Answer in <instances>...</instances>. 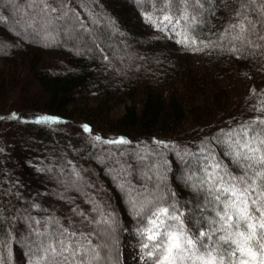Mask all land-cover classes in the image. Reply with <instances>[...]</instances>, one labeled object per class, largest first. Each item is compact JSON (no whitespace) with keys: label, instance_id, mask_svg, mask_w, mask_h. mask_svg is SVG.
Here are the masks:
<instances>
[{"label":"trees","instance_id":"16d2710c","mask_svg":"<svg viewBox=\"0 0 264 264\" xmlns=\"http://www.w3.org/2000/svg\"><path fill=\"white\" fill-rule=\"evenodd\" d=\"M28 2L18 0L19 13L0 7L8 17L0 24V59L23 58L28 72L46 88L47 95L35 107L30 106L31 116H24L20 103L0 112V125L4 134L19 133L41 150V185L35 190L30 185L13 189L5 180L6 185L0 186V223L4 225L0 238L11 237L9 248L3 250L5 264H23V255H19L22 248L16 244L27 238L28 229L17 216L43 219L51 215L67 226L62 214L79 200L88 207L89 218L95 215L91 208L98 206L105 214L115 215L118 224L111 256L113 262L118 258V264H124L126 232L138 225L129 204L128 177L123 192L122 182H116L103 163L106 149L113 145L104 141L122 137L130 144L137 143L128 157L134 162L131 185L140 187L141 173L155 166L156 178L166 190L177 194L186 215L189 209L198 214L196 205L201 198L180 176L183 170L189 173L196 169L189 166L195 158L187 153L197 152L202 139L220 128L235 127L248 119L253 103L262 106L264 52L230 50L233 45L226 30L236 22L241 0H222L221 6L202 0L195 32L199 36L197 46L209 45L203 52L170 46L164 32L146 28L136 12L139 8L152 11L150 0H77L84 6L78 11L89 29L79 34L29 27L30 20L24 14ZM255 23L259 25L261 19ZM12 81L4 78L1 83L10 85ZM252 89L258 93H251ZM117 102L123 109L114 117L109 112ZM39 112L56 121L38 122ZM13 113L15 118H9ZM84 125L90 131H84ZM64 139L71 143L72 152H62ZM161 141L163 144L158 143ZM46 148L52 154L49 161L44 155ZM66 153L68 159H60ZM133 153L145 159L138 163ZM73 167L80 170L82 180L74 176ZM32 192L34 197H28ZM29 202L40 208L33 207L34 213L24 211ZM89 227L91 231L94 225ZM20 230L26 237L18 234Z\"/></svg>","mask_w":264,"mask_h":264},{"label":"snow or ice","instance_id":"6c2138e0","mask_svg":"<svg viewBox=\"0 0 264 264\" xmlns=\"http://www.w3.org/2000/svg\"><path fill=\"white\" fill-rule=\"evenodd\" d=\"M150 2L155 9V13L146 17L151 26L181 36L174 42L185 49L203 52L209 47L208 44L197 46L199 36L195 28L204 6L202 0ZM0 7L8 12L20 11L18 0H0ZM237 7L236 22L226 30L233 45L230 50L247 49L250 54L258 50L264 52V0H241ZM78 9L83 11L84 6L77 0H29L24 14L30 20L29 27L36 25L43 30L79 34L80 30L89 29ZM257 18L261 19L259 25L255 23ZM7 19L0 11V24ZM253 36L256 39H252ZM250 92L256 94L258 90ZM248 111V119L235 127L220 128L202 139L197 152L187 153L195 158L194 162L189 161V166L196 171L188 174L185 184L201 198L196 205L198 214L189 209L186 215L177 194L166 190L156 178L155 166H148L141 173L140 187L127 181L129 204L138 225L135 232L141 238L137 264H264V102L259 107L253 103ZM55 121V117L42 116L38 122ZM83 127L84 131H90L88 125ZM95 139L101 141L100 136ZM104 142L131 143L122 137ZM133 155L138 163L145 159L136 153ZM129 169L130 164L124 174L130 175ZM73 174L78 180L83 179L75 167ZM120 187L123 189L125 185ZM32 207L39 209L40 205ZM72 211L83 218L81 224L94 225L93 229L77 228L75 222L66 226L51 215L43 219L27 216L26 245L30 264H118V258L112 261L110 248L118 224L115 215L105 214L99 206L91 208L95 215L90 218L75 208ZM3 234L4 225L0 223V237ZM10 240V236L0 238V264H5L3 250L8 248Z\"/></svg>","mask_w":264,"mask_h":264},{"label":"rangeland","instance_id":"374dc122","mask_svg":"<svg viewBox=\"0 0 264 264\" xmlns=\"http://www.w3.org/2000/svg\"><path fill=\"white\" fill-rule=\"evenodd\" d=\"M212 1L215 5L221 6L222 0ZM153 13H155V9H152V11H145L139 8L137 9L136 16L139 21L142 22L143 25H145L146 28L159 30V28L151 26L146 19L147 15ZM156 15H158V13H156ZM163 32L165 33L166 39L170 46H182L174 42L177 39H181V36H175L171 32H168L166 29ZM4 78H12L14 79V81H12V84L10 85H7L6 82L2 84L1 82L4 80ZM46 95V88L41 85L37 81V79L34 78L33 75L28 72L27 64L23 61V58L17 56L16 58L0 59V112L7 111L9 108H16L17 106H19L20 103V105H22L24 108L23 110L25 111L23 112L24 116H31V108L35 107V105H38ZM15 98L17 100H14ZM240 102L241 101L239 100V103ZM122 105L123 104H121L120 102L115 103L113 106H111V110L109 113L115 117L122 111ZM30 106L33 107L30 108ZM37 114L36 115L38 116V119L44 116L40 112ZM51 123L52 122H50L49 124ZM2 129L3 127L2 125H0V186L6 185L4 184L5 180L9 181L8 183L12 186L13 189H19L23 186L27 187V185H30L33 186V190L36 186H40L41 173L39 167V154L41 150H39L37 146H35L36 144L30 138L24 139L22 136L19 135V133L13 131H8L7 134H4L2 132ZM23 133V136L25 137L26 132ZM135 144H113L106 149L107 155L105 156L103 163H107V165L109 166V170L107 171L110 172L111 175H113V179H116V182L119 181L123 184L125 183L124 180L126 177H128L127 181H129V179L132 180V178H134L135 175H132L134 162L132 163L131 159L128 157L129 154H131L130 152L132 150V147L135 146ZM60 146L62 148L61 150L63 153V150L67 152H72V145L67 139H64V143H62V145ZM44 155L48 156L47 161L52 158V154L47 148L44 151ZM63 158L64 160H67L68 154L66 153L62 155L60 159ZM117 161H119V163ZM128 164L131 165V169L128 170L131 173L130 175L124 174V169ZM192 171H196V169H193L190 172ZM189 173H186V170H183L180 176L181 178L186 180V177ZM7 189L8 188H6V190ZM121 190L125 192L126 188H121ZM33 192L30 193L28 197L33 198ZM32 205L33 204L31 202H29V204H25L24 211L30 210L32 212ZM70 208H65L64 213L62 215L65 216L66 219L62 217V220H67V225L69 222H75L77 228H82L86 229L87 231H90L89 224H81L80 220L83 218L74 214L72 211V209L75 208L78 211H82L86 216L89 212V209L83 204V201H76ZM26 218L27 215L17 216V219L19 221H25ZM22 226L25 227L24 224ZM27 229L28 227L26 225V230ZM135 229L136 228L128 229L126 232L127 240L122 249V258L124 264H137L136 258L139 255L138 247L141 242V238L135 232ZM24 230L18 231V234L23 235L22 237H26L23 233ZM20 240V243L17 242V244H15L17 247L22 248L19 253L20 256L23 255L22 263L30 264L29 248L26 245V238H22Z\"/></svg>","mask_w":264,"mask_h":264}]
</instances>
